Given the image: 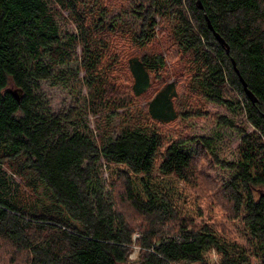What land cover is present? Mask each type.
Instances as JSON below:
<instances>
[{
    "label": "trees",
    "instance_id": "1",
    "mask_svg": "<svg viewBox=\"0 0 264 264\" xmlns=\"http://www.w3.org/2000/svg\"><path fill=\"white\" fill-rule=\"evenodd\" d=\"M96 1L0 0V169L19 180L0 178L1 245L17 264H127L132 246L139 264H264V0H119L109 23ZM72 57L97 136L40 88Z\"/></svg>",
    "mask_w": 264,
    "mask_h": 264
},
{
    "label": "rangeland",
    "instance_id": "2",
    "mask_svg": "<svg viewBox=\"0 0 264 264\" xmlns=\"http://www.w3.org/2000/svg\"><path fill=\"white\" fill-rule=\"evenodd\" d=\"M102 5L104 7L106 6V9H107V12L105 13V16H104V22L109 23L110 22L109 20H111L112 18H117L118 15H120V9L121 7L124 8L125 4L121 3L119 0H97L96 1V7H100ZM123 19L125 21H130V22L133 21V18L130 15H123ZM155 20L158 23V26L155 29L157 30L161 23L160 17L158 15H155ZM59 24L61 25V29L63 32L64 31L76 32L74 24L71 21H69V18L66 12H62V16L59 17ZM156 37H157L156 41L158 43H155L154 45L158 46L159 49L163 51V54L167 56L166 54L168 50H166L165 48V43H164V41H166L165 37L163 35L159 36L157 31H156ZM119 42L121 43L122 40H120ZM79 49H80L79 45H76V54H79ZM43 60L46 62L45 58H43ZM167 62L169 63V66L171 67V63L168 60ZM56 68L63 72L64 78H59L60 76L58 75L54 78H50V79L40 82V88L44 94L48 107L50 108L52 112H56V111H61V110H67L68 108L72 106H78L79 115L77 118L80 119L83 123L87 124V126L90 127L93 133L96 132V134L94 135L97 136L98 131L96 130L95 120L98 117V115L94 116L91 113H89L88 110L86 109L85 104L83 103L82 97L83 95H85L86 90L81 83L83 71L79 69L78 59H76L75 57H72L66 63L64 62L60 65H57ZM185 78L187 79L186 74L185 76L181 75L180 77H178L177 82L179 84V87H180L179 90L181 93L183 91L182 86L185 84ZM172 79L173 78L170 77L169 81ZM152 93H153V90L149 95H147V97H149ZM142 101L145 102L144 100ZM207 110L210 113H222L223 112L222 109L216 108L213 105L211 106L210 104L207 106ZM231 116L238 123L240 122V120H242V115L240 113H236ZM187 121L189 122V120ZM190 121H192L193 123L194 131H197V132H200L203 129L206 130L208 128L214 127V122L209 117L208 118L198 117ZM161 130L163 132L168 131V132H173L175 134L184 133V130L181 129L177 123H172L167 126H162ZM119 132L120 130H115L112 136L115 137L116 135L119 134ZM223 132L228 138H230V140L233 143L236 142L237 139L233 133H231L229 130H223ZM193 166L195 167L196 173H198L199 175L200 183H202L203 181H207L212 186V182L216 183V179L218 180L216 176L217 173L215 172V170L211 169V162L209 158L205 156H203L202 158L197 157L193 162ZM3 171L5 172V174L3 173ZM9 173L10 171L8 169H6L4 166L1 167L0 178H2L3 181H7L6 183L7 185L10 186L9 188V191H10L14 187L15 183H17L19 180L15 175H13V180L7 178ZM103 177L106 178L105 173L103 174ZM1 244H4V243H2V241L0 240V264H17L19 261L15 260V262H12L13 259H11V255L8 254V251L6 250V246L1 245ZM5 250H6V253H5ZM137 255H138V249L132 248V251L128 256L129 263L127 264H139L136 261ZM193 264H196V263H193Z\"/></svg>",
    "mask_w": 264,
    "mask_h": 264
},
{
    "label": "water",
    "instance_id": "3",
    "mask_svg": "<svg viewBox=\"0 0 264 264\" xmlns=\"http://www.w3.org/2000/svg\"><path fill=\"white\" fill-rule=\"evenodd\" d=\"M199 7L201 8L200 4H199ZM207 24H208V27L210 28V30L213 32L212 27L210 26L208 20H207ZM213 34H214L216 40L225 48V51L228 52V47H227L226 43L224 42V40L216 32H213ZM232 65H233L234 71L237 73V75L239 77V80H240V82L242 84V87H243V90H244L246 96L251 101H254L255 99H254L253 94L248 90V88L246 86V83L244 82V80L239 75L238 70L236 69L235 64H234L233 61H232ZM11 93L14 95L16 100H19L20 95H21V90L20 89H13V90H11Z\"/></svg>",
    "mask_w": 264,
    "mask_h": 264
},
{
    "label": "built area",
    "instance_id": "4",
    "mask_svg": "<svg viewBox=\"0 0 264 264\" xmlns=\"http://www.w3.org/2000/svg\"><path fill=\"white\" fill-rule=\"evenodd\" d=\"M139 236V234L137 232H135L133 235H132V239H135ZM134 249H138L136 246H133ZM131 256V255H130Z\"/></svg>",
    "mask_w": 264,
    "mask_h": 264
},
{
    "label": "bare ground",
    "instance_id": "5",
    "mask_svg": "<svg viewBox=\"0 0 264 264\" xmlns=\"http://www.w3.org/2000/svg\"><path fill=\"white\" fill-rule=\"evenodd\" d=\"M133 247V246H132Z\"/></svg>",
    "mask_w": 264,
    "mask_h": 264
}]
</instances>
